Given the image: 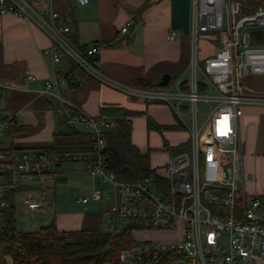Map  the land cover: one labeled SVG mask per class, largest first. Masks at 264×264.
<instances>
[{"label":"built area","instance_id":"built-area-1","mask_svg":"<svg viewBox=\"0 0 264 264\" xmlns=\"http://www.w3.org/2000/svg\"><path fill=\"white\" fill-rule=\"evenodd\" d=\"M77 1L81 6L89 3ZM241 4L232 0H192L190 77L181 76L166 87L151 90L125 86L105 76L96 64L102 47H73L66 38L70 28L60 21L59 13L51 10L45 19V12L36 11L26 0H0L1 15L11 14L39 24L52 41L46 52L55 63L60 62L62 49L99 83L149 102L165 103L183 122L185 116L190 117L189 147L175 154L165 171L155 170L138 181H119L107 166V134L115 129L116 119L90 116L68 102L63 93L69 88L72 74L67 76L56 69L55 78L45 80L38 93L60 104L69 126L87 131V147L58 154L0 151V174L8 178L0 184V194L23 182H38L39 189L26 192L21 203L25 211L46 216L55 201L46 197L45 180L61 174L63 164L73 168L80 163L88 175L98 177L107 187L77 198L76 203L112 201L103 215L109 231L134 239L120 252L118 264H159L166 257L174 258L171 264H264V196L244 189L243 143L238 131L244 106L264 104V97L246 96L237 82V68L243 77L264 75V43H256L259 35L253 34L254 30L264 29V6L245 13ZM129 25L121 32L126 33ZM209 32L223 34L220 38L212 35L218 47L200 63L199 36ZM176 36L172 32L167 38L173 40ZM260 38L264 40V35ZM26 79L36 80L32 74ZM200 103L205 105L204 113ZM12 126V118L0 122V133ZM8 207V202L0 199V222ZM149 231L180 235L173 241L134 237L135 233Z\"/></svg>","mask_w":264,"mask_h":264},{"label":"crops","instance_id":"crops-1","mask_svg":"<svg viewBox=\"0 0 264 264\" xmlns=\"http://www.w3.org/2000/svg\"><path fill=\"white\" fill-rule=\"evenodd\" d=\"M26 1L36 11L45 12V19L49 18L51 10L59 13L60 21L70 28L66 38L73 47L84 50L93 44L101 46L96 60L98 69L122 85L135 86L137 82H145L156 86L165 74L173 79L190 77L192 0H89L84 6L77 0ZM232 1L243 3V0ZM127 24H130L127 32L122 33ZM172 32H176L177 36L168 40ZM211 40L212 35H206L200 42L201 49L197 50L200 63L214 54L218 47ZM51 46V39L38 23L11 14H0V82L3 85L0 86V122L12 118V127L25 128L13 132L11 127L0 133V151H40L53 146L55 134H66L72 129L87 133L81 126H69L60 104L38 93L45 80L55 78L56 69L64 74L71 73L74 81L81 84L69 87L63 97L90 116L101 115L103 107H121L139 113L132 119L131 138L141 152H150L152 169L158 170L160 166L157 151H164L172 157L185 147L182 142L189 137L188 129L169 105L151 103L99 83L78 68L62 49L61 60L55 63L46 52ZM28 74L34 75L36 80L27 81ZM244 84L241 90L246 96L264 97V75L247 76ZM243 110L238 124L243 143V186L250 194L264 196V104H247ZM186 117L190 121V117ZM148 118L158 125H181L183 129L156 133V130L148 129ZM184 130L187 132H181ZM165 142L170 150L164 149ZM76 170L86 173L80 163L73 168L70 164H63L61 174L45 180L46 197L55 201V207L50 208L46 216L25 211L21 203L24 194L39 189L40 183L23 182L15 188L17 191L14 189L12 200L18 231L36 234L52 223L58 231H104V223L109 226L103 215L113 205L112 201L84 205L76 203L75 199L76 204L85 206L82 212L57 214L60 209L57 190L66 188L68 174ZM92 179L90 189L93 193L100 189ZM7 181L8 178L0 174V184ZM9 192L0 194V199L7 201L6 197L11 195ZM105 202L109 205L104 207ZM18 214L22 215L19 221ZM173 233L178 239L179 232ZM8 264H12L11 259H8Z\"/></svg>","mask_w":264,"mask_h":264},{"label":"trees","instance_id":"trees-1","mask_svg":"<svg viewBox=\"0 0 264 264\" xmlns=\"http://www.w3.org/2000/svg\"><path fill=\"white\" fill-rule=\"evenodd\" d=\"M245 13L264 6V0H243ZM259 35L256 43H264L261 36L264 29L254 30ZM68 76V74H67ZM69 87H79L73 78ZM139 89H161L153 84L137 82ZM101 115L116 119V127L107 134L108 169L119 181L133 182L144 179L155 173L151 168L150 152H141L132 142V119L139 115L121 107H103ZM149 130L163 132L183 129V126H163L147 119ZM25 128L12 127L13 132ZM53 146L40 149L43 153L58 154L86 149L88 134L72 129L66 134H55ZM164 149L170 150L165 142ZM16 191L18 189H15ZM6 200L9 207L4 219L0 222V264H118L119 254L129 248L134 239L114 232L104 231H58L55 224L44 227L39 233L20 232L16 228L13 194ZM174 258L166 257L159 264H171Z\"/></svg>","mask_w":264,"mask_h":264},{"label":"rangeland","instance_id":"rangeland-1","mask_svg":"<svg viewBox=\"0 0 264 264\" xmlns=\"http://www.w3.org/2000/svg\"><path fill=\"white\" fill-rule=\"evenodd\" d=\"M241 6L245 10V6L243 4H241ZM235 20H236V15L234 14L233 21L235 22ZM222 34H223L222 32H209L207 34L200 33L198 49H201L200 42L201 43L203 42L204 36L216 35L218 38H220V37H222ZM211 42H213V41L211 40ZM213 43H215V42H213ZM216 44H218V43H216ZM238 62H239V59H237V63ZM244 78L245 77L242 76L241 70L239 68H237V82L240 85V87L245 86ZM154 103H156V102H154ZM199 108H200L201 112L204 113L205 105L203 103H200ZM178 122L182 123L180 120H178ZM188 124H189V118L186 117L183 125H184V127H187ZM181 132H187V131L184 130ZM156 133H158V132L156 131ZM159 133H162V132H159ZM189 141H190V135L185 142H182V143H184L182 145L185 147H189ZM152 142L153 141H151V143ZM157 152L159 154V159H160V161H159L160 166H159L158 170L159 171H165L173 156L171 157V155L166 154V152H164V151H160V152L157 151ZM92 178L93 177H91L87 173H80V172H77V170L75 172H71L68 174V180H69L68 185L66 186V188H63L62 191H61V189H58L57 190L58 193L56 194L57 195V204L60 207V209L58 208V210H57L58 215H65L66 213L71 215L74 213H80L84 210L85 206L76 204L75 199L83 198V197L91 195L92 192H91L90 188L93 185V179ZM94 180L96 181V185L99 189H103V188L107 187V185L103 184L98 177L94 178ZM63 187H65V186H63ZM107 195L108 194L105 193V197ZM103 204H104V207L107 206L106 204L109 205L108 202H105ZM20 219H22V215L18 214L17 220L19 221ZM103 229H104V232L109 231V226H108L107 222L104 223ZM134 237L136 239H148V240H154V241H173L174 239H176V234L173 232L149 231V232L141 233V234L135 233Z\"/></svg>","mask_w":264,"mask_h":264},{"label":"water","instance_id":"water-1","mask_svg":"<svg viewBox=\"0 0 264 264\" xmlns=\"http://www.w3.org/2000/svg\"><path fill=\"white\" fill-rule=\"evenodd\" d=\"M172 77L169 74H165L160 78V81L156 84V87L163 88L170 84Z\"/></svg>","mask_w":264,"mask_h":264}]
</instances>
